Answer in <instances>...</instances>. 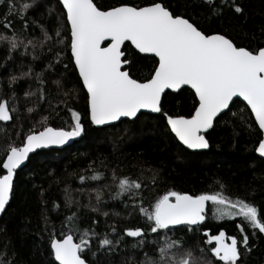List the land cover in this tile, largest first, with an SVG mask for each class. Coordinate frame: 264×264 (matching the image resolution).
Wrapping results in <instances>:
<instances>
[{
    "label": "trees",
    "instance_id": "trees-1",
    "mask_svg": "<svg viewBox=\"0 0 264 264\" xmlns=\"http://www.w3.org/2000/svg\"><path fill=\"white\" fill-rule=\"evenodd\" d=\"M18 4H32L33 0H16ZM105 8L119 3L143 5L148 0H94ZM178 14H185L209 34L220 32L228 34L238 46L256 49L264 47V0H238L243 13H236L234 8L227 6L223 0H165ZM8 11L7 5H0V19ZM13 27L21 28L17 16H10ZM29 27L21 37L24 43L32 39L36 42L44 40L39 25L43 24L51 40L44 41V46L27 50L21 46L13 53L14 60L7 61L6 48H0V81L5 91L12 88L19 99V113L8 123L0 122V162L6 158L10 144L19 146L31 130L41 127L42 117H48L53 127H69L72 123L68 109L80 112L85 132L78 137L73 145L64 149L43 150L32 155L28 164L17 171L11 201L0 220V258L11 261V264H57L51 254L50 239L52 234L67 231L68 225L63 224L72 212L81 217V229L94 227L97 233H111V227L118 232L129 227L143 226L148 230L145 218L126 207L127 197L112 199L116 191L112 182V173L118 176L130 175L139 178L145 184L152 185L153 170L159 172L154 186L144 192L145 201H154L164 192L187 191L198 194L207 190H221L217 182L227 186L226 195L233 199L246 198L253 202L264 213V159L257 155L256 148L262 139L251 110L241 100H235L230 108L216 120L214 128L206 134L210 148L206 151L186 150L170 132L162 114L141 113L134 122L122 120L117 124L95 127L88 118L86 90L74 68L70 50L64 49L62 60L57 61L54 53L61 50L57 45L55 31L64 27L67 35L66 13L59 0H34V6L27 10ZM35 21V23H33ZM4 29L0 27V32ZM49 48L53 51L49 52ZM129 59L136 58L134 71L141 77H148L156 64V58L138 54L129 43L125 45ZM23 53V55H22ZM39 57L33 59V56ZM51 62L53 67L47 65ZM67 65V68H65ZM29 66L33 71L24 76L16 84L8 85L7 77L20 76L26 73ZM42 73L45 83L40 85L36 74ZM61 81L57 86L53 81ZM43 88L45 98L40 94L25 97L26 91L36 92ZM65 93H68L65 96ZM196 97L194 91L183 88L179 92H167L162 107L170 115H188L194 111ZM36 106L34 113L26 111ZM17 115L19 118L17 119ZM93 172L103 173L100 180L80 181L79 177H90ZM3 174V172H0ZM110 185V187H105ZM71 197V206L66 200ZM97 190L102 192V200H96ZM59 205V207H55ZM147 202L145 207H147ZM93 208L98 211L94 212ZM108 213L107 216L104 213ZM119 213V215H116ZM207 218L194 231L187 226L178 227L175 233L169 232L173 239H183L187 246L209 249L213 243H206L204 231L216 235L220 230L227 236L241 238L238 224L241 218L216 219L214 205L209 203ZM97 223L92 225V221ZM249 235L248 248L241 245L239 264H264V234L258 230L253 232L245 226ZM116 234L111 233L114 237ZM79 240V234L75 236ZM102 238V235L101 237ZM150 234L148 239H154ZM137 238L125 237L124 242L116 245L114 251L98 249L97 238L92 239L93 258L88 253L86 259L90 264H139L145 251L131 245ZM209 259L217 264L209 251Z\"/></svg>",
    "mask_w": 264,
    "mask_h": 264
},
{
    "label": "snow or ice",
    "instance_id": "snow-or-ice-1",
    "mask_svg": "<svg viewBox=\"0 0 264 264\" xmlns=\"http://www.w3.org/2000/svg\"><path fill=\"white\" fill-rule=\"evenodd\" d=\"M60 2L66 13L67 35L64 34L63 26L56 29L55 43L63 47L54 53V58L60 61L64 49L70 50L78 78L86 89L91 125L111 126L122 118L134 122L142 110H150L164 116L170 132L186 150L196 152L210 147L205 133L213 127L214 120L229 109L233 98L239 97L246 101L259 128L264 130V47L250 49L238 46L226 33L209 34L190 17L176 13L165 0H148L143 5L119 3L107 8L99 6L94 0ZM206 2L211 4L212 0ZM223 2L234 8L236 13L244 11L238 0ZM3 4L7 5L8 11L0 19V27L4 29L0 32V48L7 50L6 62L15 59L13 53L21 46L25 50L29 45L35 49L38 44L43 47L44 41L52 39L43 24L39 27L44 40L36 42L29 39L24 43L21 39L29 27L27 10L34 6V0L32 4L0 0V5ZM10 16H17L22 22L19 30L13 27L14 21L9 19ZM126 42H130L138 54H151L156 58V64L148 77L141 78L133 70L137 60L129 59L126 55ZM52 51L49 48V52ZM38 58L33 56L34 60ZM47 67H53L51 62ZM32 71L29 66L28 72H22L20 76H8L7 84H16L22 77L30 76ZM36 80L40 85L45 83L42 73L36 74ZM53 83L60 86L61 81ZM185 85L194 90V111L188 115H170L165 112L162 107L165 90H179ZM37 93L41 100L45 98L43 88H38L36 92L26 91L24 96L30 98ZM19 99L14 89L5 91L0 84V122L12 121L14 115L19 113ZM26 111L34 113L36 106ZM68 111L72 120L69 127H53L47 122L48 117H42L41 127L29 131L21 145L8 146L6 158L0 162V172H3L0 174V213L9 204L18 169L31 153L37 149L63 146L85 132L80 112L74 109ZM255 151L264 157V139L259 141ZM103 175L93 172L90 177L81 175L79 179L82 182L86 179L96 181ZM158 176L159 172L153 170L151 186L155 185ZM112 182L116 191L111 198L127 197L125 206L138 210L145 218L148 230L143 226L129 227L121 234L116 227H111V233L116 234L112 237L111 233H97L94 227L81 229V217L72 212L63 222L68 225L67 231H61L59 238L57 234L51 235V254L57 264H90L86 259L88 253L96 257V252L92 251L93 238L98 240L97 251L106 248L112 252L116 245L124 242L125 237L137 238L131 245L133 248L152 249L151 253H143L139 264H213L209 259V251L217 264H239L240 246L246 251L250 250L245 226H249L253 232L258 230L264 234V213L258 206L246 198L233 199L226 195L227 186L219 182V191L211 190V186L198 194L169 190L156 196L154 201H145L143 194L151 186L139 178L118 176L113 171ZM66 200L70 208L71 197L67 190ZM96 200L98 204L102 200L99 190ZM208 202L216 206V219H242L243 223L237 225L241 235L239 240L235 235L227 236L223 230L212 235L206 229V243L211 245L215 242V247L209 250L189 247L183 239H173L168 234H174L176 226H187L189 231H194L193 226L199 227L207 218ZM93 211L98 209L93 208ZM96 223L92 221V225ZM77 233L78 242L74 239ZM150 234H155V238L149 240ZM0 264H6L3 258H0ZM7 264H11V261H7ZM92 264H95L94 260Z\"/></svg>",
    "mask_w": 264,
    "mask_h": 264
},
{
    "label": "water",
    "instance_id": "water-1",
    "mask_svg": "<svg viewBox=\"0 0 264 264\" xmlns=\"http://www.w3.org/2000/svg\"><path fill=\"white\" fill-rule=\"evenodd\" d=\"M61 3V2H60ZM62 4V3H61ZM127 43H129L130 44V42H126L125 43V45L127 44ZM131 45V44H130ZM132 46V45H131ZM133 48H134V46H132ZM136 51H138V50H136ZM143 55H150V56H152L151 54H143ZM183 88H189V89H191V87L190 86H187V85H185V86H182V88L181 89H183ZM181 89H179V90H165V93L163 94V96H162V101H163V98H164V95L167 93V92H172V93H176V92H179ZM86 90V89H85ZM192 90V89H191ZM192 91H194V90H192ZM241 100V101H243V98H239V97H237V98H233V102L235 101V100ZM233 102H231V104H230V106L232 105V103ZM245 104H246V101H243ZM230 108V107H229ZM249 108V107H248ZM250 109V108H249ZM228 110V109H227ZM227 110H225L222 114H224ZM144 112H146V113H152V114H159V113H154V112H151L150 110H142L141 111V113H144ZM140 113V114H141ZM222 114H220L219 116H221ZM139 115V114H138ZM218 116V117H219ZM253 116H254V114H253ZM218 117L214 120V122H213V127L212 128H210V129H208L207 130V132L205 133V135L208 133V132H210L213 128H214V126H215V123H216V120L218 119ZM255 118V117H254ZM258 124V123H257ZM259 126V125H258ZM97 127H102V126H97ZM262 132H263V139H264V130H262ZM84 134V133H83ZM82 134V135H83ZM77 138V137H76ZM76 138H73L72 140H70L67 144H65V145H63V146H51V147H49V148H42V149H37L34 153H31L30 155H29V159H30V157L32 156V155H34V154H36L37 152H39V151H43V150H53V149H64V148H66L65 146H68L69 144H73L74 142H75V140H76ZM207 138V137H206ZM205 150H207V149H205ZM198 151H203V150H198ZM29 159L21 166V168L20 169H22V168H24L27 164H28V162H29ZM20 169H18V170H20ZM15 178H16V176L14 177V182H15ZM14 188V187H13ZM12 197V196H11ZM10 201H11V199H10ZM10 201H9V203H10ZM209 203L210 202H208V205H209ZM9 205V204H8ZM8 205L6 206V210H7V207H8ZM208 205H207V207H206V211H207V209H208ZM6 210L3 212V213H0V220H1V218H2V216L4 215V213L6 212ZM206 221V220H205ZM204 223V222H203ZM178 227H182V226H176V228H178ZM193 227H195V226H193Z\"/></svg>",
    "mask_w": 264,
    "mask_h": 264
},
{
    "label": "bare ground",
    "instance_id": "bare-ground-1",
    "mask_svg": "<svg viewBox=\"0 0 264 264\" xmlns=\"http://www.w3.org/2000/svg\"><path fill=\"white\" fill-rule=\"evenodd\" d=\"M59 2H60V0H59ZM64 11H65V10H64ZM144 113H146V112H144ZM254 119H255V118H254ZM122 120H128V119H127V118H122ZM122 120H121V121H122ZM119 122H120V121H119ZM119 122H114V124H117V123H119ZM256 123H257V122H256ZM257 125H258V124H257ZM95 127H97V126H95ZM102 127H105V126H102ZM258 127H259V126H258ZM98 128H99V127H98ZM259 129H260V128H259ZM260 130H261V129H260ZM261 132H262V130H261ZM173 135H174V134H173ZM77 138H78V137H77ZM77 138H76V139H77ZM262 139H263V132H262ZM70 145H73V144H69L68 146H70ZM68 146H65V147H68ZM183 147H184V146H183ZM257 147H258V146H257ZM209 148H210V147H209ZM209 148H208V149H209ZM208 149H207V150H208ZM203 151H206V150H203ZM256 153H257V152H256ZM257 155L260 156L259 153H257ZM260 157H262V156H260ZM262 158L264 159V157H262ZM208 207H209V205H208ZM207 210H208V209H207ZM195 227H196V226H195ZM57 238H59V237H57ZM74 239H76V238L74 237ZM76 241H77V240H76ZM77 242H78V241H77Z\"/></svg>",
    "mask_w": 264,
    "mask_h": 264
},
{
    "label": "rangeland",
    "instance_id": "rangeland-1",
    "mask_svg": "<svg viewBox=\"0 0 264 264\" xmlns=\"http://www.w3.org/2000/svg\"><path fill=\"white\" fill-rule=\"evenodd\" d=\"M10 122V121H9ZM4 123H8V122H4ZM8 149V148H7ZM215 205H214V212H215ZM223 218H228V217H223ZM230 242V241H229ZM213 245H214V247H215V242H213Z\"/></svg>",
    "mask_w": 264,
    "mask_h": 264
}]
</instances>
